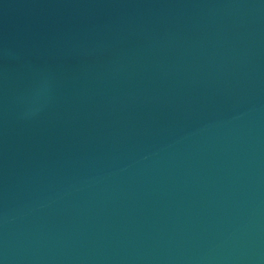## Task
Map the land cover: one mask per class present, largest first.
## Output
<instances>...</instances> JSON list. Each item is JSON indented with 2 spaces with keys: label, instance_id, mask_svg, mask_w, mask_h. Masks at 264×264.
<instances>
[{
  "label": "water",
  "instance_id": "95a60500",
  "mask_svg": "<svg viewBox=\"0 0 264 264\" xmlns=\"http://www.w3.org/2000/svg\"><path fill=\"white\" fill-rule=\"evenodd\" d=\"M0 264H264V0H0Z\"/></svg>",
  "mask_w": 264,
  "mask_h": 264
}]
</instances>
